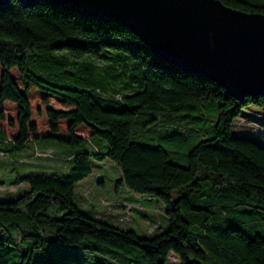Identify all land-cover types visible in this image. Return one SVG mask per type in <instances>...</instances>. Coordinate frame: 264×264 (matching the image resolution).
I'll return each mask as SVG.
<instances>
[{
    "label": "trees",
    "instance_id": "16d2710c",
    "mask_svg": "<svg viewBox=\"0 0 264 264\" xmlns=\"http://www.w3.org/2000/svg\"><path fill=\"white\" fill-rule=\"evenodd\" d=\"M220 1L264 13V0ZM34 46L67 50L73 58L64 52L40 65L44 70L32 69ZM82 54L93 56L80 61ZM94 69L108 81L126 76L129 90L105 91ZM211 97L218 104L210 136L202 137L201 126L169 130L166 145L156 138V144L133 140L134 124L170 121ZM252 104L262 111L242 112ZM263 119L264 94L237 99L208 78L156 57L117 23L41 0L0 4V155L29 145L33 155H47L37 141L74 146L99 136L106 143L104 150L68 154L63 174L0 175V186L19 191L0 199V264H57L54 254L66 249L97 252L100 264H166L170 252L179 264H264V144L243 132L262 129ZM252 124L257 127L250 129ZM22 153L18 159L25 161L28 152ZM92 159L113 161L127 190L162 202L168 228L141 237L79 209L74 188L91 173ZM9 164L1 161V169L10 172ZM113 244L134 245L142 255L113 253Z\"/></svg>",
    "mask_w": 264,
    "mask_h": 264
},
{
    "label": "water",
    "instance_id": "95a60500",
    "mask_svg": "<svg viewBox=\"0 0 264 264\" xmlns=\"http://www.w3.org/2000/svg\"><path fill=\"white\" fill-rule=\"evenodd\" d=\"M41 1L126 27L156 57L208 78L237 99L264 94V13L220 0Z\"/></svg>",
    "mask_w": 264,
    "mask_h": 264
},
{
    "label": "rangeland",
    "instance_id": "374dc122",
    "mask_svg": "<svg viewBox=\"0 0 264 264\" xmlns=\"http://www.w3.org/2000/svg\"><path fill=\"white\" fill-rule=\"evenodd\" d=\"M33 49L35 54L29 58V67L32 69L44 70V67H40V65L51 64V60L55 55L64 52H66L69 58H73L69 55L67 50H53L47 46H34ZM102 52L103 51L100 53ZM92 56L91 54H82L78 59L80 61H85L89 60L90 57L92 58ZM92 75L96 79L99 78L102 80L105 84V91L126 93L130 88L126 86V76L120 80L108 81V78L102 76L98 69H94ZM134 83H137L136 79ZM217 104L218 100L211 97L203 100L195 107L182 109L180 114H173L170 121L158 117L157 120L146 123L143 126L140 125L141 123L139 125L134 124L132 128L133 140L142 143L156 144L158 143L154 141V138H156L160 140L158 144L166 145L168 141L165 140L167 139L165 135L170 133L169 130L180 128L186 132L189 128L201 126L202 129L200 133L202 137L210 136L211 133H209V130H211L217 115ZM257 110L262 111V108L253 104L242 108L243 113H252ZM145 111L147 112L149 109L146 108ZM200 113L203 114L200 116L202 117L201 119L194 117L199 116ZM139 119L142 121L145 120L144 113H141ZM163 120H165L166 123ZM237 120L236 117L234 124H236ZM252 125L253 127L250 129L257 127L255 124ZM262 125L263 128L258 129L256 132H251L249 128H244L243 132L264 144V119L262 120ZM232 133L237 134L234 126L232 127ZM37 143L38 144L35 145L39 150H44L43 148L46 147L50 148L46 150L47 155H33L32 145H29V149L23 148L22 150L15 151L6 156L0 155V164L1 161H7L10 163L9 165H11L10 168H13L10 172H6L1 169L0 165V175L7 177L15 173L26 172L63 174L66 173L70 167V160L67 159V155L74 150H91V148L96 147L100 150H104L106 148L105 141L99 136H92L88 141L74 146L58 141H37ZM180 143L179 141V144ZM26 147H28V145ZM181 149L182 147L180 146L176 147V150L179 151V155ZM20 151L23 153L28 152L25 161L18 159L20 157ZM91 169V173L74 188L73 202L84 213L94 216V212H97V215H95L96 218H100L104 222L122 229L134 230L141 237H150L168 228L169 220L165 214L162 202L133 194L127 190L125 185L118 181L120 178V171L113 161L109 159H92ZM99 179H101L100 182L98 181ZM13 189L14 187L7 188L0 186V199L7 196H15L19 191ZM95 242H97V244L101 243L100 241ZM108 250L113 253L118 252L120 255L130 259L140 258L139 256L142 255V251L134 245L119 246L113 244L109 246ZM54 259L57 264H100L98 261H100L101 258L99 254L94 251L86 252L83 249H66L54 254ZM166 264H179V259L176 254L170 252Z\"/></svg>",
    "mask_w": 264,
    "mask_h": 264
},
{
    "label": "crops",
    "instance_id": "0c3cea01",
    "mask_svg": "<svg viewBox=\"0 0 264 264\" xmlns=\"http://www.w3.org/2000/svg\"><path fill=\"white\" fill-rule=\"evenodd\" d=\"M46 148H48V147H46ZM48 149H50V148H48ZM85 178H86V177H85ZM83 179H84V178H83ZM83 179H82V180H83ZM82 180H80V181H82ZM80 181H78L77 184H78ZM98 181L100 182L101 179H99ZM77 184H76V185H77ZM95 215H97V212H94V216H95Z\"/></svg>",
    "mask_w": 264,
    "mask_h": 264
}]
</instances>
